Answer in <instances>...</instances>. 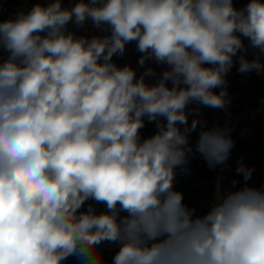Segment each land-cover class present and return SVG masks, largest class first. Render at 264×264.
Masks as SVG:
<instances>
[{
    "label": "clouds",
    "instance_id": "9594fccd",
    "mask_svg": "<svg viewBox=\"0 0 264 264\" xmlns=\"http://www.w3.org/2000/svg\"><path fill=\"white\" fill-rule=\"evenodd\" d=\"M89 20L106 34L68 30ZM242 37L264 54V0H46L0 20V264H264V187L233 180L202 215L174 189L198 127L210 169L230 156V129L188 106L231 102ZM133 42L140 67L165 70L114 62ZM237 70L264 63L240 55ZM103 243L118 247L110 262Z\"/></svg>",
    "mask_w": 264,
    "mask_h": 264
},
{
    "label": "crops",
    "instance_id": "0c3cea01",
    "mask_svg": "<svg viewBox=\"0 0 264 264\" xmlns=\"http://www.w3.org/2000/svg\"><path fill=\"white\" fill-rule=\"evenodd\" d=\"M16 1L19 3L18 9L24 11L30 10L33 4L37 2H46V0ZM64 5H68V0H64ZM68 30L74 31L78 36L91 37L93 35L106 34L95 29L90 20L86 22L83 28H76L73 23H70ZM242 40L247 51L238 53L237 57L233 58L235 70L232 68L226 76L228 82L227 91L231 101L227 107L225 109H213L198 104H190L188 106L189 111L199 109L202 127L207 129L213 127L230 129V136L234 141V147L231 149L226 163L210 169L207 162L196 151L200 127L190 134L189 143L192 146V152L189 154L186 165L187 170L185 171L181 168L175 170L174 189L183 193L184 203L189 207L195 208L197 215H202L208 211L218 188L220 191L235 190L232 185L233 180L239 182L236 188L244 187L245 184L255 188L264 187V73L257 74L253 71L244 74L237 70L240 55H245L248 60H252L259 55L261 62L264 63V54H260L258 49L252 48L247 38L242 37ZM140 55L141 53L136 50V44L133 42L126 45V50L122 57L114 56L113 60L120 66L131 65L136 69L137 76L147 67L154 68L157 75L165 70L166 65H157L154 61L147 62L144 68L140 67L138 65ZM146 80L149 83H153L156 77L146 78ZM214 91L219 92V89H214ZM193 118V115H189V125ZM205 121L206 124L203 123ZM155 131V123L145 121L141 136L142 138H147L154 134ZM241 160H243L245 166L254 169L251 178L246 182L242 175L236 172ZM87 203H92L96 207L97 212L105 210L103 204H96L94 201ZM117 250L102 252L104 259L110 262ZM64 264H81V262L77 257L73 256L64 261Z\"/></svg>",
    "mask_w": 264,
    "mask_h": 264
},
{
    "label": "built area",
    "instance_id": "2783aa9c",
    "mask_svg": "<svg viewBox=\"0 0 264 264\" xmlns=\"http://www.w3.org/2000/svg\"><path fill=\"white\" fill-rule=\"evenodd\" d=\"M18 8L13 6L12 0H0V16L9 17L14 16L18 12ZM102 252L112 251L118 249L117 245L103 243L100 246Z\"/></svg>",
    "mask_w": 264,
    "mask_h": 264
},
{
    "label": "rangeland",
    "instance_id": "374dc122",
    "mask_svg": "<svg viewBox=\"0 0 264 264\" xmlns=\"http://www.w3.org/2000/svg\"><path fill=\"white\" fill-rule=\"evenodd\" d=\"M249 2V0H233V4H234V7L238 8V9H241V8H244L247 3ZM19 11H24V10H18Z\"/></svg>",
    "mask_w": 264,
    "mask_h": 264
},
{
    "label": "trees",
    "instance_id": "16d2710c",
    "mask_svg": "<svg viewBox=\"0 0 264 264\" xmlns=\"http://www.w3.org/2000/svg\"><path fill=\"white\" fill-rule=\"evenodd\" d=\"M12 2H13V6L15 8H18L17 6L19 5V3L16 0H12ZM24 12H27V11H24ZM5 19H7V18L6 17H3V16H0V20H5ZM2 54H5V53H0V55H2ZM233 69L235 70L234 65H233Z\"/></svg>",
    "mask_w": 264,
    "mask_h": 264
}]
</instances>
